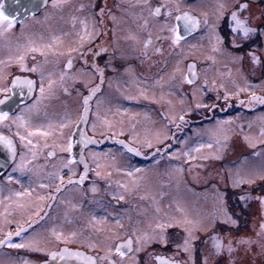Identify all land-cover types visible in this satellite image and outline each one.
<instances>
[{"label": "flooded vegetation", "instance_id": "1", "mask_svg": "<svg viewBox=\"0 0 264 264\" xmlns=\"http://www.w3.org/2000/svg\"><path fill=\"white\" fill-rule=\"evenodd\" d=\"M66 1L61 0L57 5L68 8H64L63 15L76 19L82 16L84 20V29L81 28L79 36L85 34V42L74 56L70 53L60 55L57 52L58 47L53 46V40L61 37L59 32L55 35L51 28V23L56 19L49 20L47 29H34L37 26L34 22L36 18L43 15L45 10L53 9V0H15L14 4L20 9L16 17L6 14L2 8L10 1L0 0V12L12 19L13 24L11 29L0 35V101H3L0 103V113L8 114V118L0 122V135L12 140L15 152L10 153L7 147L0 143V240H4L7 233L15 232L17 228L24 229L19 236L14 235L6 243L0 244V264H46V262L49 264L51 257L48 254L64 247L89 254L95 258V264H108L107 259H99L105 256L114 264H156L152 260L153 253L173 256L181 264H264V228L261 227L264 225V204H261L260 199L257 200L260 208L256 217L252 219L253 221L250 217L246 223H238V226L236 224L235 233L224 230L227 227L226 223L215 222L217 227L212 226L204 231L196 229V237L190 239V251L183 252L176 247L178 244L183 245L182 229L178 225L171 226L167 229L168 233H165L168 240L166 245L156 239L149 241L143 250L135 251L138 247L135 243L137 235L134 226L131 225L137 220V208L134 206L143 199L136 194L139 187H144L141 179L147 178L148 175L146 177L130 173V167L136 168L133 163L119 161L120 163L116 164L113 161V166L120 165L117 167L119 172H127L119 175L112 169L113 167L102 168L99 164L87 161L85 155L88 148L101 150L110 143L123 146L140 160L150 158L148 155H142L136 146L123 139H114L110 135L99 137L97 132H94L96 127L89 126L91 116L93 112L99 111L104 98L108 99L115 95L121 87V84L115 86L112 83L114 72L119 70V73L124 74L134 67L138 70L143 69L145 73L152 75L147 76L149 80L144 76V80L156 85L157 81L152 79L157 77L155 73L158 75L161 72L165 73L172 53L177 50L182 52L184 47L197 53L206 51L210 54L205 58L189 56L184 62L177 63L183 70L180 72L191 80V83L182 81L184 85H181L179 91L189 93V89L198 85L206 106L193 107L190 113L180 115L172 124L161 113L166 126L170 128V141L153 149L151 156L156 152L161 153L174 148L175 134L190 129L195 124L238 113L264 111V103L253 99L254 96L264 99L263 86H257L246 94L240 92L230 94L228 88L234 79L240 82L239 78L248 75L252 81H258L264 76V0H148L146 8L148 13L160 8L159 13L153 16L157 20L170 19L173 36L180 37L177 44L172 43L173 38L165 36L167 31L163 27L158 34L160 37L148 33L151 21L147 14L144 15L141 25L137 26L136 34L127 31L119 33L115 26L117 6L128 9L134 2ZM141 2L144 6V0ZM240 4H246L247 8L238 11ZM23 5H37L38 8L24 11L20 8ZM161 5L164 7H160ZM69 6L73 8V12L78 11L80 14L74 16ZM233 12H238L240 18L245 19L256 31L247 38L234 34L229 26ZM86 14L89 15L87 19L84 18ZM185 14L199 21L196 28L186 30L182 17ZM65 16L57 17V20L66 22ZM2 23L6 27L7 22ZM68 24L74 28L72 22ZM88 29L90 32L87 34ZM217 36L220 38L219 42L216 40ZM139 39H142L144 44L150 39L151 43L147 48L132 47ZM38 43H41L40 47ZM30 48L38 50L30 51ZM216 54L231 58L233 64L229 59L223 64L215 62L213 57ZM253 54L259 62L253 63ZM6 55L10 56L9 60L5 58ZM20 56L24 57L23 67L18 59ZM236 58L238 61L235 62ZM189 65L193 66L190 72ZM33 66L37 67L36 72L31 71ZM98 69L102 70V74L97 71ZM192 71H195V76H192ZM62 75L63 81L60 79ZM49 79L54 82L50 91ZM26 80L33 82L31 90L24 83ZM42 82L46 89L43 95L40 92ZM164 86L165 83L159 84L158 89ZM97 87L98 91H93L85 109L84 97L89 95V90H95ZM133 101L126 99L127 103ZM136 102L145 104L146 107H149L147 106L149 104L155 105L150 99H137L133 103ZM18 117H23L28 122L27 129L19 126ZM79 125L81 131L76 135ZM17 132L27 139L22 142ZM29 132L33 134L29 136ZM28 139L32 144L28 143ZM69 139L72 144L71 152L61 151V147L67 149ZM88 140L94 142L88 144ZM128 146L135 147L141 156H137ZM69 159L73 161L70 164ZM132 162L141 164L149 161ZM85 163L88 170L86 178L81 183L80 174L85 172ZM21 164L23 170L18 167ZM193 164L197 165L198 161H194ZM97 172L100 175H96ZM168 177L170 176L166 175L163 179L159 175L156 181L166 185ZM188 177H195V174L192 176L188 174ZM128 178L134 181L132 186L127 185V182H130ZM259 183L256 181L253 187L259 186ZM153 185L157 188V183ZM177 186L182 192V179L177 180ZM93 187L96 189L95 192L92 191ZM191 187L197 189L198 184L194 183ZM253 187L230 189L227 185L225 192L228 196H237L242 209L243 205H246L244 202L252 197L255 199L264 197V191L261 190L260 195L248 194L257 192L251 191ZM18 193L21 195H17ZM123 193L127 196L124 197ZM242 195H246L248 199L241 200ZM120 196L124 199H119ZM120 212L127 213V216L132 215L120 224L123 227L117 226L116 223ZM241 213L243 215V211ZM91 221L98 224L96 227L99 226L100 229L91 227L90 224H94ZM56 234H59V239ZM214 235L220 237L225 245L219 253L212 247L211 237ZM130 237L133 240L134 251L128 253L125 247L123 250L126 255L121 257L116 252V245L124 244ZM29 241L36 243L25 248L9 246ZM229 242L231 252L227 250ZM37 247L43 251L35 250Z\"/></svg>", "mask_w": 264, "mask_h": 264}, {"label": "rangeland", "instance_id": "2", "mask_svg": "<svg viewBox=\"0 0 264 264\" xmlns=\"http://www.w3.org/2000/svg\"><path fill=\"white\" fill-rule=\"evenodd\" d=\"M128 1L134 2L128 6V9L120 5L117 6L116 14L118 16L115 17L117 19L115 26L119 33L127 31L136 34L137 26L141 25L144 15L147 14L151 21L148 33L151 32L152 35L158 36L163 27L167 31L165 35L167 38L174 37L170 19L167 21L157 20L151 12L148 13L147 6H143L141 0ZM66 2H71V0ZM81 5L78 4V6ZM71 6L73 7V5ZM65 7L60 5L45 10L43 15L34 21L37 24L34 29H47L49 20L56 19L51 23V28L55 31V35L59 32L61 37L53 40V46L58 47L57 52L60 55L70 53L74 56L78 54L85 42V40H81V36L86 35L79 36L81 28L84 29V20L82 16H78L76 19L63 15ZM66 9L68 8L66 7ZM69 10L73 12V8L70 6ZM73 14L77 16L78 11ZM64 16L66 22L57 20V17ZM88 17V14L84 15L85 19ZM69 22L74 24V28L68 24ZM88 30H86L87 34L90 32V29ZM38 46L40 47L41 43H38ZM142 46L144 43L142 39H139L136 43L134 42L132 47L137 49ZM71 49H75V51H70ZM207 54L209 53L206 51L197 53L187 47H184L182 52L178 50L173 52L170 63L165 67V73L161 72L159 75L155 73L156 79L152 78L157 81L156 85H152L151 81L144 80V76L147 78L152 75L145 73L143 69L138 70L134 67L133 70H128L124 74L119 73V70L114 72L112 83L115 86L121 84V87L115 95L101 101V108L96 111L97 113H92V121L89 126L96 127L94 132H97L99 137L110 135L114 139H123L130 145L136 146L142 155L150 157L140 160L123 146L110 143L101 150L88 148L85 152L87 161L99 164L102 168L113 167L112 169H115L119 175L127 172H119L117 167L120 165L113 166V161L116 164H119V161L133 163L136 168L130 167V173L146 177L148 175L147 178L142 176L144 187H139L136 194L143 198L140 203H136L134 206L137 208V220L131 226H134L136 235H141L144 232L149 234L154 231L159 232L160 229L156 228L158 223L178 225L182 229L183 241L188 239L189 242L191 238L196 237V229L204 231L212 226L217 227L215 222L226 223L227 227L224 230L235 233L238 223H246L250 217L253 221L252 219L256 217L260 208L257 203L259 199L252 197L249 201L244 202L246 205L242 203L241 209L237 196H228L225 186L228 185L230 189H251L258 181L262 184L251 190L257 192L248 194L255 196L260 195L259 190L264 191V134H262L264 133V111L238 113L234 116L218 117L211 121L195 124L190 129L175 134L174 148H169L161 153L156 152L151 156L153 149L170 141V128L166 126L161 113L172 124L180 115L190 113L193 107L204 108L206 106L198 85L189 89V93H185L183 90L179 91L183 84L182 81H185V76L180 72L183 70L177 63L184 62L189 56L205 58ZM5 58L9 60L10 56L6 55ZM213 58L219 64L226 63L229 59L218 54ZM234 60L238 61L237 58ZM229 62L233 64L231 58ZM238 80L240 82L234 79L230 83L231 86H227L230 88V94L238 92L246 94L257 86L264 87V76L258 81H252L248 75ZM164 83L167 87L158 89V85ZM126 99L134 101L150 99L155 102V105L149 104L147 105L149 107H146L145 104L133 103L134 101L127 103ZM209 144L212 147H208ZM132 161L149 162L137 164ZM194 161H198V164H193ZM188 174L190 176L195 174V177H188ZM159 175L163 179L166 175L170 176L167 178L166 185L156 181ZM128 179L130 182H127V185L132 186L134 181ZM180 179L183 184L182 192L177 186V180L180 181ZM238 179L246 182L235 186ZM149 182L150 185H148ZM154 183H157V188L156 185H153ZM194 183L198 184L197 189L191 187ZM126 196L127 194L124 197ZM126 216L127 213L120 212L118 217L120 224L132 217L131 214ZM110 222L113 221L110 220ZM91 223H94L90 224L91 227L98 225L93 221ZM96 228L100 229L99 226ZM167 229L168 227L163 229L164 233H168Z\"/></svg>", "mask_w": 264, "mask_h": 264}, {"label": "snow or ice", "instance_id": "3", "mask_svg": "<svg viewBox=\"0 0 264 264\" xmlns=\"http://www.w3.org/2000/svg\"><path fill=\"white\" fill-rule=\"evenodd\" d=\"M61 2V0H53V7H56L59 3ZM144 4L145 6H147L148 4V0H144ZM160 7H164V5H161ZM221 7H223V5H221ZM247 8V5L246 4H240L239 5V9L238 11H243ZM160 11V8H156V9H153L151 10V14L152 15H157ZM183 19L185 21V24H186V30H189V29H193V28H196L199 24V21L195 20L194 18H192L191 16L185 14L183 16ZM7 22V25L6 27L4 26V24L2 22ZM205 24H207V21H205ZM13 26L12 24V19H10L8 16L4 15L3 12H0V35H2L7 29H11ZM229 26H230V30L234 33V34H239L241 35L243 38H247L251 33L255 32L256 29L254 27H251L248 25L247 21L245 19H241L240 16L238 15V12H233L231 14V17H230V21H229ZM174 31V30H173ZM86 37L85 36H81V40H84ZM179 40H180V37L179 35H176L173 37L172 39V43L173 44H177L179 43ZM216 40L217 42L220 41V38L219 36L216 37ZM151 43V40H147L145 41V48H147L149 46V44ZM30 51H37L38 49L36 48H30L29 49ZM215 50V49H214ZM70 51H75V49H71ZM159 51V50H157ZM43 54V52L41 53ZM18 59L21 61V66L23 67V60H24V57L23 56H20L18 57ZM252 61L253 63H257L259 62L257 57L253 54L252 55ZM71 64V60H69V65ZM66 67H68V65H66ZM189 68H193L192 65H189ZM38 69L37 67L33 66L31 71L33 72H36ZM97 71H100L101 74H102V70H97ZM196 73L195 71H192V76H195ZM63 75L61 76V81H63ZM184 79L191 83V80L188 78V76H185ZM42 81H43V73H42ZM24 83H26L29 87V90H31V87H32V81L31 80H26L24 81ZM53 81L51 79L48 80V90L50 91L51 88H52V85H53ZM46 89L44 87V84L43 82L41 83L40 85V92L41 94L43 95L45 93ZM93 91H98V87L97 89L95 90H89V95L88 96H85L84 99H83V104L85 105V109H87V105H88V101L91 97V95L93 94ZM254 100H258L260 103H264V99H261V98H258V97H253ZM0 103H3V101H0ZM8 118V114L7 113H0V122L6 120ZM81 118L83 119V115L81 116ZM18 120H20V127L22 128H25L27 129L29 127L28 125V122L23 118V117H18L17 118ZM63 127V125H62ZM33 133L29 132L28 135L31 136ZM44 135H47V133H43ZM264 134V133H262ZM17 135L19 136L20 140L23 142L25 139H27V137L23 136V135H20L19 132H17ZM0 143H3L8 151L12 154H15L14 152V148H13V142L12 140L9 138V137H6V136H3V135H0ZM28 143L29 144H32V141L30 139H28ZM254 146V145H253ZM208 147H212L211 144L208 145ZM71 148H72V144H71V139H69V142H68V145H67V149L61 147V151H69L71 152ZM196 151H199V149H196ZM49 155H52L51 153H49ZM33 158H35V153L33 152ZM73 161L71 159H69L68 163H72ZM81 162H83V157H81ZM65 167L67 165H64ZM21 170H23V164L19 165L18 166ZM85 167V172L84 173H81L80 174V180L79 182H83L84 179L86 178V172L88 170V165L85 163L84 165ZM97 167H99V165H97ZM96 175H100L99 172L96 173ZM61 182H63V178L61 177ZM71 179L69 180V183H71ZM246 181L242 180V179H238L236 181V184L235 186H239L241 183H244ZM250 182V181H248ZM58 189H59V185H58ZM92 191L95 192L96 189L95 187L92 188ZM17 195H21V194H17ZM115 198V197H114ZM42 199V198H41ZM119 199H124L123 196H120ZM241 200H246L248 199V197L246 195H242L240 197ZM258 199H260L261 201V204H264V197H259ZM97 223H103V221H97ZM116 223L118 225H120V222L119 220L116 221ZM234 223V221H233ZM120 227H123V225H120ZM165 227H171L170 224H166V223H158L156 225V228L157 229H160L159 232H153L152 234H149L148 232H144L142 233L141 235H137L136 236V240H135V243L138 245V247L135 249V251H141L143 250L149 243V241H152V240H156L158 239L160 243L162 244H167L168 243V240L165 236V233L163 231V229ZM262 228H264V225L261 226ZM23 227H20V228H17V230L15 232H9L7 233V235L5 236V239L4 240H0V244H4L6 243L8 240H10V238L12 236H19L20 233L23 231ZM57 235V239L60 238L59 234H56ZM211 240H212V247L215 249V251L217 253L221 252L224 248H225V245L223 244L222 242V239L218 236H212L211 237ZM36 242L35 241H29L28 243H19V244H10L9 246L10 247H16V248H25V247H31L35 244ZM132 245H133V240L131 239V237L124 243V244H117L116 245V252L121 256V257H124L126 255L125 251L123 250L125 247L127 248V252L128 253H132L134 250L132 248ZM231 242H229V245H228V248L227 250L229 252L232 251V248H231ZM177 249L179 251H183V252H189L190 251V242L188 239H185L183 241V245H176ZM35 250L37 251H43V249L41 248H35ZM109 252H111V248H109ZM52 259H55L56 256H59L62 260L64 259H79L82 264H95V258L91 257V256H86L80 252H71L69 251L68 249H64L62 250L61 252L59 253H49L48 254ZM100 260H108V264H114V262L109 259L107 256L105 257H99ZM152 260H154L156 262V264H181V262L177 259H175L173 256H165L163 254H155L153 253L152 254ZM47 264V262H46Z\"/></svg>", "mask_w": 264, "mask_h": 264}, {"label": "water", "instance_id": "4", "mask_svg": "<svg viewBox=\"0 0 264 264\" xmlns=\"http://www.w3.org/2000/svg\"><path fill=\"white\" fill-rule=\"evenodd\" d=\"M8 1H10V2H7V4H5V5L2 6V8L4 9V11H5L6 14H8V15H10L12 17H16L18 15V13L20 12V9H19L18 5L14 4L15 0H8ZM20 8H22L24 11H26V10H36V8H38V6L37 5H23ZM190 71H191V69L189 68V72ZM80 126L81 125H79V127L77 129L78 132H76V135H79V131H81ZM90 142H94V140H88L87 141L88 144ZM128 147L137 156H141L140 153L138 152V150L135 147H133V146H128ZM64 249H68L71 252H77L78 251V252H80V253H82V254H84L86 256H89V254H87V253H85L83 251H79V250H75V249H69V248H66V247L62 248L59 251H56L55 253H59V252H61ZM75 263L82 264V262L79 259L73 258V259H64V260H62L59 256H56L55 259H52L51 258V261H49V264H75Z\"/></svg>", "mask_w": 264, "mask_h": 264}, {"label": "trees", "instance_id": "5", "mask_svg": "<svg viewBox=\"0 0 264 264\" xmlns=\"http://www.w3.org/2000/svg\"><path fill=\"white\" fill-rule=\"evenodd\" d=\"M259 184H262L261 182Z\"/></svg>", "mask_w": 264, "mask_h": 264}]
</instances>
